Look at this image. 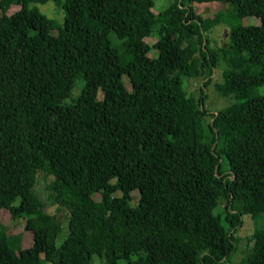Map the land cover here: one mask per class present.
I'll use <instances>...</instances> for the list:
<instances>
[{
	"label": "trees",
	"instance_id": "16d2710c",
	"mask_svg": "<svg viewBox=\"0 0 264 264\" xmlns=\"http://www.w3.org/2000/svg\"><path fill=\"white\" fill-rule=\"evenodd\" d=\"M204 2L261 21L230 28V69L215 89L235 104L215 113L205 96L220 57L207 33L219 20L187 5ZM48 3L63 22L31 7ZM155 7L0 0V211L34 237L19 255L0 224V264H233L245 215L256 243L237 264H264V0ZM197 79L199 97L186 85ZM43 170L54 177L46 201L36 190Z\"/></svg>",
	"mask_w": 264,
	"mask_h": 264
},
{
	"label": "rangeland",
	"instance_id": "374dc122",
	"mask_svg": "<svg viewBox=\"0 0 264 264\" xmlns=\"http://www.w3.org/2000/svg\"><path fill=\"white\" fill-rule=\"evenodd\" d=\"M173 0H155L156 7L153 9L155 14H158L161 10L167 7ZM188 7L192 8L195 14L202 18L204 21L209 20H219V23L215 26L212 25L211 31L207 33L210 40V49L213 53L220 57V62L217 64L214 70V81L209 86L208 91L205 96V107L210 112L215 113L223 109H227L233 104H235L234 96L223 97L215 89V86L223 82L224 73L230 69L228 63L226 62L225 55L227 54V46L229 43L230 28L233 26H246V27H259L261 26V21L258 18H243L241 20L236 18L237 7L236 5H222L219 3H187ZM31 7H37L41 13L47 15L48 17L55 18L60 22H63L64 12L62 10H57V8L52 4H32ZM19 7L13 6L7 13V15L12 16L18 11ZM1 17V11H0ZM157 37L150 41L153 45L157 41ZM114 42L117 43V39L114 38ZM151 57H157V52L152 50L150 53ZM231 56V53L227 54V57ZM125 82H128L126 79ZM203 84V79L197 80H186L187 89L189 91L195 92L197 97L200 96V87ZM83 86V81L81 79L77 80L75 83V88L73 90L72 97H77L80 94L81 87ZM256 94L264 96V86L256 90ZM100 99L103 98L102 93H99ZM71 99L66 100L67 103H71ZM224 171L229 170L228 164L224 161L223 163ZM54 181V177L47 171L43 170L38 174V181L36 190L44 201L47 199L49 194L50 186ZM116 196H120L117 193ZM133 206L137 205L139 199V192H134ZM94 200L100 201L101 195L95 194L93 196ZM17 204V203H16ZM48 204V203H47ZM50 206V205H48ZM50 212L55 211V207L48 209ZM243 227L239 229L237 233V238L239 239L238 251L232 256L231 263L237 264L247 255L248 246L256 243L252 241L250 237L254 234L255 224L251 216L245 215ZM264 223V221H263ZM0 224L8 231L10 239V246L16 249V252L21 255L27 253V251L33 246L34 237L33 233L26 230V221L23 219L14 220L8 210L2 209L0 211ZM67 223L62 226V230L57 233L56 244L60 243L67 237ZM258 242V241H257ZM259 243V242H258ZM92 264H105L104 260L97 256L93 257ZM118 264H127L125 261L121 260Z\"/></svg>",
	"mask_w": 264,
	"mask_h": 264
}]
</instances>
